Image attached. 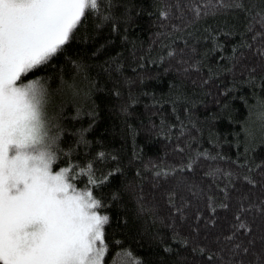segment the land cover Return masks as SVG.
Returning <instances> with one entry per match:
<instances>
[{"label":"trees","instance_id":"1","mask_svg":"<svg viewBox=\"0 0 264 264\" xmlns=\"http://www.w3.org/2000/svg\"><path fill=\"white\" fill-rule=\"evenodd\" d=\"M231 2L118 0L115 29L112 21L87 14L66 50L44 70L51 77L48 111L58 113L63 126L64 152L53 167L78 166L73 183L91 188L102 201L97 210L109 217L108 264L114 258L119 262L121 250L136 264L207 259L206 253L192 251L196 241L203 246L204 232L228 234L240 195L256 203L264 196V124L254 115L264 101V82L246 83L249 68L256 77L261 74L264 0H243L246 10L220 6ZM214 3L215 11L208 7ZM162 11L169 13L167 19ZM61 76L74 81L79 95L67 87L57 89ZM81 132L86 144L77 142ZM190 157L193 167H183ZM92 166L98 184L88 183ZM213 170L216 175L209 174ZM177 175L186 178L179 187ZM226 184L232 207L218 209L215 227L205 229L211 214L207 201L218 205ZM170 192L176 193L174 204L185 212L183 219L168 202ZM138 196L147 202L145 211L139 209ZM197 210L199 221L193 219ZM248 219L251 229L237 234L235 243L249 251L232 259L260 264L261 216L253 211ZM196 223L202 226L199 237L188 245L172 239L174 228L187 237L188 225Z\"/></svg>","mask_w":264,"mask_h":264},{"label":"snow or ice","instance_id":"2","mask_svg":"<svg viewBox=\"0 0 264 264\" xmlns=\"http://www.w3.org/2000/svg\"><path fill=\"white\" fill-rule=\"evenodd\" d=\"M117 2L0 0V264H108L106 253L110 245L106 240L105 225L109 217L97 210L102 201L91 188L79 189L73 183L72 172L78 166L58 170L53 167L64 152L61 146L63 126L59 114L48 111L51 77L44 70L58 53L66 50V42L87 14L95 15L101 22L112 21L115 29ZM220 6L246 10L243 0H232ZM208 7L215 11L216 4ZM192 11L195 17L200 16V9L195 5ZM168 15L167 11L161 12L165 19ZM260 15L264 21V9ZM168 55L171 57L173 52L170 50ZM259 55L261 60L257 67L261 74L256 77L254 70L248 69L250 75L246 83L250 86L256 79L264 82V48L259 50ZM232 59L239 62L235 54ZM76 66L82 68L79 64ZM37 73L39 75H34ZM24 74L34 75V78L27 79ZM65 87L71 89L74 96L79 95L74 81L70 83L61 76L57 89ZM259 103L261 106L254 115L264 124V101ZM249 115H253L251 110ZM244 131L249 134L247 128ZM77 142L87 143L82 132ZM183 167H193L191 157ZM94 171L92 166L87 173L90 184H98ZM168 171L165 169L164 175L167 176ZM209 174L216 175V171ZM81 175H85L83 170ZM225 175L229 176L230 184L231 174ZM185 179L183 175H177V187L183 185ZM245 180L253 185L257 183L247 176ZM229 184L225 185L224 199L218 205L211 198L207 201L211 214L205 218V229L209 224L215 227L218 209L228 211L232 207V194L227 190ZM175 195L170 192L168 202L183 219L185 212L175 207ZM137 202L140 211H145L147 202L139 196ZM253 211L261 216L264 232V196L256 203L249 200L247 194H241L233 211L230 232L221 236L211 235L206 230L201 238L203 246L196 241L192 251L201 256L206 253L207 259L187 258L183 264H245L232 258L241 250L249 251L235 240L237 234H243L242 230L251 229L248 217ZM201 218L197 210L193 219L199 221ZM188 227L191 231L187 237L174 228L172 239L188 245L190 239L199 237L202 227L199 223ZM261 239L264 241V237ZM170 247L166 245V249ZM118 255L121 259L118 262L114 258L112 264H136L135 258L126 250H121ZM258 260L264 264V246Z\"/></svg>","mask_w":264,"mask_h":264}]
</instances>
